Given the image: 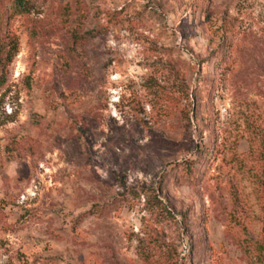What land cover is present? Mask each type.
<instances>
[{
	"label": "rangeland",
	"instance_id": "1",
	"mask_svg": "<svg viewBox=\"0 0 264 264\" xmlns=\"http://www.w3.org/2000/svg\"><path fill=\"white\" fill-rule=\"evenodd\" d=\"M27 6L0 0V264H145L151 239L264 264V0Z\"/></svg>",
	"mask_w": 264,
	"mask_h": 264
},
{
	"label": "trees",
	"instance_id": "2",
	"mask_svg": "<svg viewBox=\"0 0 264 264\" xmlns=\"http://www.w3.org/2000/svg\"><path fill=\"white\" fill-rule=\"evenodd\" d=\"M14 5L21 8V10L28 9L30 4V0H12ZM15 56V49H7L5 43L0 40V88L5 84V76L2 72L5 68L12 62L13 57ZM191 167L187 164V168ZM157 203L160 205L157 207L160 210V214H165L166 218L174 219L169 207H167L162 201L156 199ZM142 259L145 264H174V262H178L177 259H173L172 256H168L160 246L156 240H150L147 243V247H145L142 252Z\"/></svg>",
	"mask_w": 264,
	"mask_h": 264
}]
</instances>
